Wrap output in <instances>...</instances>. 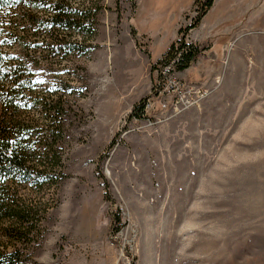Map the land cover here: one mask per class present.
<instances>
[{
  "label": "rangeland",
  "instance_id": "rangeland-1",
  "mask_svg": "<svg viewBox=\"0 0 264 264\" xmlns=\"http://www.w3.org/2000/svg\"><path fill=\"white\" fill-rule=\"evenodd\" d=\"M195 1L101 0L93 49L68 70L85 86L68 178L20 192L42 221L18 244L0 223L1 252L19 248L23 264H264V0H214L186 31ZM183 36L203 52L177 80L207 94L175 109L172 90L152 95ZM147 98V117L131 118Z\"/></svg>",
  "mask_w": 264,
  "mask_h": 264
},
{
  "label": "trees",
  "instance_id": "trees-1",
  "mask_svg": "<svg viewBox=\"0 0 264 264\" xmlns=\"http://www.w3.org/2000/svg\"><path fill=\"white\" fill-rule=\"evenodd\" d=\"M195 4L197 17L186 31L200 25L214 0ZM102 8L101 0H80L77 5L70 0H0V223H12L4 231L17 244L32 242L43 217L20 192L58 190L68 178L64 147L72 127L82 121L78 102L85 90L77 83L83 77L68 70L76 58L92 51ZM202 52L183 36L156 66L157 79L187 71ZM38 60L45 63L43 75L37 72ZM79 69L83 71H75ZM41 88L53 90L40 96ZM147 103L148 98L136 105L131 118L147 117ZM34 109L42 111L41 119L32 114ZM122 226L120 213L113 214L115 233ZM27 261L19 248L0 251V264Z\"/></svg>",
  "mask_w": 264,
  "mask_h": 264
},
{
  "label": "built area",
  "instance_id": "built-area-1",
  "mask_svg": "<svg viewBox=\"0 0 264 264\" xmlns=\"http://www.w3.org/2000/svg\"><path fill=\"white\" fill-rule=\"evenodd\" d=\"M180 73H173L166 78H164L162 81L156 79L155 85L153 87V97L165 95L168 93V90H172L173 93V107L176 109L178 106L182 104H188L189 106H196V104L204 98L207 94L206 90H197L196 93H194L195 90H185L184 84L181 81L177 80V75ZM163 82V83H162ZM194 93V94H193ZM151 98H148V103L146 106V110L149 107V101ZM198 101V102H197ZM145 110V112H146ZM147 115V114H146Z\"/></svg>",
  "mask_w": 264,
  "mask_h": 264
}]
</instances>
